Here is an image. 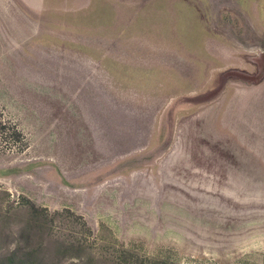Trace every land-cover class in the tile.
Segmentation results:
<instances>
[{"label":"rangeland","instance_id":"obj_1","mask_svg":"<svg viewBox=\"0 0 264 264\" xmlns=\"http://www.w3.org/2000/svg\"><path fill=\"white\" fill-rule=\"evenodd\" d=\"M22 261L264 264V0H0Z\"/></svg>","mask_w":264,"mask_h":264},{"label":"trees","instance_id":"obj_2","mask_svg":"<svg viewBox=\"0 0 264 264\" xmlns=\"http://www.w3.org/2000/svg\"><path fill=\"white\" fill-rule=\"evenodd\" d=\"M16 253H14V255H15ZM26 262H24V261H22V262H20L19 264H25ZM9 264H12V262H10Z\"/></svg>","mask_w":264,"mask_h":264}]
</instances>
